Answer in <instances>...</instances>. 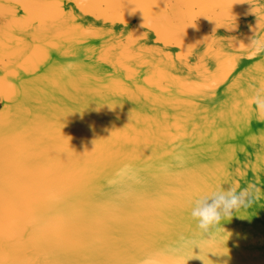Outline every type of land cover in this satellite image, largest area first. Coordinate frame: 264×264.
<instances>
[{"label":"bare ground","instance_id":"1","mask_svg":"<svg viewBox=\"0 0 264 264\" xmlns=\"http://www.w3.org/2000/svg\"><path fill=\"white\" fill-rule=\"evenodd\" d=\"M41 2L0 0V262L264 264V0Z\"/></svg>","mask_w":264,"mask_h":264},{"label":"clouds","instance_id":"2","mask_svg":"<svg viewBox=\"0 0 264 264\" xmlns=\"http://www.w3.org/2000/svg\"><path fill=\"white\" fill-rule=\"evenodd\" d=\"M246 2L253 4V0H246ZM249 45L252 55L264 52V39L252 40ZM247 103L250 107L254 106L257 118L264 120V84L255 95L247 100ZM252 195L250 187L231 186L227 190L218 187L197 199L191 208L190 215L199 230L208 232L221 221L232 217L234 212L242 206L250 203ZM146 264H155V262L149 260Z\"/></svg>","mask_w":264,"mask_h":264},{"label":"snow or ice","instance_id":"3","mask_svg":"<svg viewBox=\"0 0 264 264\" xmlns=\"http://www.w3.org/2000/svg\"><path fill=\"white\" fill-rule=\"evenodd\" d=\"M21 7L23 8V10L25 12V17L22 18V20L23 21H27V22H34L33 19L30 16L31 10L33 8H40V9L46 10V9L54 7L58 11H60L61 15H64L62 10L60 9V5L58 3L51 2V0H43V2H41V3L23 4ZM12 15L16 16V13L13 11ZM17 19L21 20V18H19V17H17ZM261 19H262V23H264V17H262ZM0 264H2V262H0Z\"/></svg>","mask_w":264,"mask_h":264},{"label":"rangeland","instance_id":"4","mask_svg":"<svg viewBox=\"0 0 264 264\" xmlns=\"http://www.w3.org/2000/svg\"><path fill=\"white\" fill-rule=\"evenodd\" d=\"M193 51H194L193 54H194L195 59L202 63L203 60H202L201 55L198 53V51H196V50H193ZM158 79L162 81L160 87L163 86V85H166L167 83L171 84V85L174 83L171 78H165V79L158 78ZM174 85H177V84H174ZM193 89L196 90V91H199V89H195V88H193Z\"/></svg>","mask_w":264,"mask_h":264}]
</instances>
